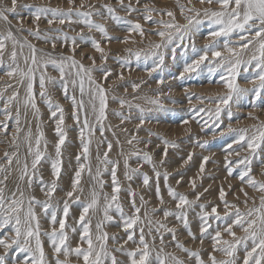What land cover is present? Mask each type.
Wrapping results in <instances>:
<instances>
[{
    "label": "snow or ice",
    "instance_id": "1",
    "mask_svg": "<svg viewBox=\"0 0 264 264\" xmlns=\"http://www.w3.org/2000/svg\"><path fill=\"white\" fill-rule=\"evenodd\" d=\"M120 8L125 9L129 14L138 11V9L132 7L131 4L125 5L124 0H116ZM139 0H137V3ZM201 4H218L219 10H213L212 8H204L201 12L200 9L188 8L187 11L191 15H185L187 23L181 25L173 22H165L163 20L156 21L151 18V15L145 14L143 19L147 23L162 25L163 30L155 31L151 34L157 35L161 38V42L153 45L155 49L170 48L172 52L173 60L178 47L185 49L191 48V52L197 57L193 59L191 63H186L183 72L180 73V78L183 79L186 73H194L198 69H201L202 65L206 66L209 73H219V80L216 83H222L227 89L225 95L216 96L215 98H204L195 96V99L200 100L203 103L204 99H208L210 102L215 103L216 107L213 112L211 109L195 108L190 109L195 113V116H200L201 113H209V119L213 120L211 126L207 121L201 125V131L211 132L214 136L219 131L220 135H224L225 132L234 134L232 143L227 145V155L225 156L226 169L229 175L232 174V165L237 164L243 167L241 170L239 179L241 183H246L250 188H253L261 193H264V183H261L253 178L251 175V159L250 157L256 154V150L264 145V124H261L260 128L255 130L252 136H248L246 133L248 129L239 128L234 129L229 123L226 130L222 129L221 114L226 111L229 120L232 118V112L230 110L231 102L239 100L245 95L253 94L254 99L252 101L255 106L256 100L264 102V0H199ZM72 8L67 11L59 8L43 7L38 5L20 4L18 0H10V4H0V22L5 26V30L0 32V68L5 66V57H7V70L4 75L10 79L16 80V89L11 92V95L5 97V93L8 89H12V84H7L4 89H0V134L4 137L9 135L8 128L9 122L15 121V131L12 135L11 144L19 149L21 142V115L23 108V114L26 116L29 109H31L33 117L38 121L37 134L33 137L31 128L23 136L24 143L27 144V155L24 162L21 164L19 159V152L15 151L9 154L5 151L3 159L6 161V165L0 163V229H5L10 226L14 235L7 239H0V247L5 252L8 249L15 247L20 253L23 254V264H49L46 259L43 246L41 244V226L36 212V208L40 209L41 214L48 219L51 230L44 234L48 236L52 246L53 254L55 256V264H71V257H75L78 264H186L185 260L180 259L173 253L165 252V234L171 236L172 242L175 247L181 252L185 253L189 260L195 259V264H205L201 259L198 251L185 247L178 238L177 232L174 228H168L164 223L160 221L148 222V232L144 231V227H139V236L136 237L137 227L144 223L141 219V206L136 204V193L128 189L130 197L131 215L126 214L124 207L119 202V193L121 191L120 182L117 176L118 161L111 160L109 153L112 150V142L104 140L106 129L104 126V120H106L107 109V95L106 89L103 85L95 80L92 76L93 71H99L102 73V79L106 82L112 72L106 67L107 55L104 53L100 42L95 39L91 40V46L96 52L101 53L102 63L99 68L95 67V60L93 59L92 67H85L79 63L74 55H65L60 53L54 55L52 52H45L43 49H37L35 45L24 41L21 43L13 31V25L10 17L15 18L18 22H22V17L18 13V9H29L32 22L36 24L35 30H29V35L35 37L38 40H43L45 43H51L53 52L56 49L57 41L60 40V36H50L47 33L42 34L39 29L38 21L41 18L47 20V23L51 26L58 22L64 25L66 22L72 23L71 17L73 12L76 17L81 18L79 23L83 24L89 31L95 30L101 34V36L108 41L113 39L118 40L120 43L127 44L130 41V36L126 35L123 39L118 37H111L107 33V29L102 25L95 23L92 19L94 15H104L107 13V18L123 23L127 26V32L137 33L141 37L145 35V30L139 22H132L130 20L122 19L116 15V9L108 4L100 5L103 11H84V4L80 5V8H75L74 0H68ZM89 8L95 9V5H89ZM182 14L185 9L183 5H179ZM155 9H149L145 6L144 12L151 13ZM166 14L169 17L174 16L171 11ZM203 15L207 18L210 26L209 36L212 40L206 44L203 49L198 50L195 42L191 44L186 43L192 39L193 35L198 31L199 26L204 23L200 17ZM51 17L50 19L48 17ZM215 28H212V26ZM25 29L18 28L16 32H23ZM48 31H54L60 33V29H49ZM237 35L239 37V44L236 46H229L228 37ZM224 37V48L228 51L229 56L225 57L221 51L217 50L218 38ZM80 40H85L83 35L79 36ZM65 45L69 40L75 46L77 37H69L66 34L63 36ZM177 40L180 41L176 44ZM9 42L11 43V49L9 50ZM19 44L22 50L25 46L30 50V55L24 57V67L19 65V57L23 56V52L17 51V45ZM176 45V47H173ZM258 45V47H257ZM252 46L255 49L252 52L250 59L243 60L242 54L249 50ZM237 48L240 51H237ZM128 58L120 59L122 67L128 66L131 58H134L137 62L143 60L145 63L149 59H154L153 65L148 71L149 77L157 69L163 71V65L165 56L157 51L143 52L133 51L131 48H126ZM40 53L39 58L37 53ZM74 54L75 47L72 48ZM203 54H200V53ZM209 53H211V59H209ZM181 55L186 56L187 52H182ZM92 59L91 57H89ZM59 73L58 78L50 77L47 75L48 68ZM243 68L245 72L251 69L254 73L249 83L252 84L251 88H241L237 83V77L240 70ZM66 69L68 71H66ZM37 73H39V100L43 102L49 112V119L54 121V134L55 140L53 142L54 155L47 153L48 142L44 140V133L40 129L41 110L37 103V93L34 91V82L37 80ZM69 77H72L69 80ZM85 78L88 83V95L89 104L91 105L93 115L95 116V123L89 120L84 102L85 95ZM123 79V74L120 77ZM79 87V93L81 99L77 101L75 95L69 96V87L75 90ZM163 79L157 81L158 85L163 84ZM59 84L65 100H71L72 104V119L79 129V151L75 155L77 167L73 171L71 177L70 187L63 197L56 199L58 191H62L59 188V181L64 173V149L68 145L67 125L65 122V109L59 102L53 100L50 94L49 85L53 88ZM23 86L24 97L21 98L19 87ZM140 87L139 84L133 83L132 88L135 92ZM159 91V88L157 89ZM187 94V93H186ZM189 100L193 98L192 95H188ZM113 99H117L113 97ZM99 101L97 107L96 101ZM175 103V101H173ZM119 103L123 107L126 103L125 100L120 99ZM149 103L158 105L157 111H166L162 106H159L158 100H151ZM223 106V107H222ZM128 107L131 109L132 105ZM140 112L139 120L140 125L146 122L144 116L145 110L136 106ZM148 111H152L149 109ZM81 113L84 114L83 120H81ZM115 115L121 117L123 120V114L120 112ZM195 118V117H193ZM188 123L187 120L184 121ZM138 125V129L139 126ZM99 131L101 137V143H106L107 150L103 152L101 156L99 153V144L97 145V166L95 173L90 163V148L93 142L96 131ZM151 135V133H150ZM34 141V143H33ZM44 141V148L41 149V142ZM139 142V141H138ZM129 144L132 140L128 141ZM208 141H196V146L205 148ZM233 144L237 145L239 149H243L247 145L248 155L240 157L239 151L233 149ZM164 155L167 156L168 147L175 148L176 144L169 141H164ZM235 153L237 159L235 161H229L228 156ZM130 155H134L138 160L142 159L145 163L152 164V157L147 153L133 152ZM27 157H31L29 164ZM193 157L192 153L188 154L187 163ZM208 157H203V161L207 162ZM50 162L51 168V180L45 181L41 168L45 162ZM204 162L200 164V172L203 173ZM15 163L20 175L18 177L19 183L15 190H9L7 182L10 179L11 168ZM70 163V161H69ZM161 164L164 160L160 161ZM102 166V167H101ZM124 176L127 180L131 181L133 177L140 173L139 168H129L128 157L124 158ZM87 169V174L95 183L91 186L87 197H85L84 188L82 186V174ZM110 170L111 174V194L103 193L105 187V181L101 178L105 172ZM153 171L157 178L160 177V173L156 171L153 164ZM143 177V185L148 187L150 180L147 174H141ZM165 183H167L168 175H164ZM179 184L180 181H177ZM21 185H24L22 187ZM39 186L44 198L39 199L34 194H31V189L34 186ZM193 188H195L194 182H192ZM97 187L100 191L97 190ZM207 191V189H205ZM243 191V189H241ZM168 195L175 201H177L175 211L163 210L165 218L174 216L176 220L181 221L185 229L189 228L188 212L187 209L194 206V201H189L187 197L174 191L172 188H168ZM156 196L163 203V198L160 194L159 186L156 188ZM101 197L103 198V205L101 206ZM247 197V193H245ZM219 198L224 205V214L221 216L218 213L217 207L212 206L211 210L206 209V205L200 204L201 210L199 237L195 236L191 230H188V236L193 240L199 239L203 244L206 237L211 238L212 251L222 253L226 259L217 260L215 255L209 254L208 261L210 264H238L236 260V253L241 246L244 248V256L242 264H264V195L261 196V203L259 208H251L247 212H241L240 209L234 205L229 204L225 199V192L223 189L219 192ZM200 199V195L196 196V200ZM144 204L143 197H141V205ZM247 204V199H245ZM76 205L79 208L78 217H73L74 224L68 223L71 216L72 206ZM234 209V211H231ZM157 211V210H153ZM103 213V219L99 220L95 224V233L92 231V219L97 213ZM118 215L119 220L117 226L122 228L126 239L121 243V238L117 235L109 236L106 231H103L106 223L110 224L114 220V216L111 213ZM147 216V213H145ZM234 217V219H233ZM226 223L223 232L230 236L231 240L222 238V233L219 230V224L213 229L212 221H221ZM231 220V223H227ZM233 227H238L244 233L243 236L237 237L233 231ZM69 229L71 232H79V243L72 247L69 243ZM214 231V234L210 231ZM155 232V235L153 234ZM146 236L152 238V244L150 245ZM159 238V247H156V239ZM111 240L116 247L109 248L108 241ZM34 241V246H33ZM131 242L135 245L132 249H127L125 246ZM249 242L251 247L249 249ZM86 245V247H84ZM114 253H120L127 259L122 262ZM63 255L64 259L59 257ZM4 257L0 256V264H3Z\"/></svg>",
    "mask_w": 264,
    "mask_h": 264
},
{
    "label": "rangeland",
    "instance_id": "2",
    "mask_svg": "<svg viewBox=\"0 0 264 264\" xmlns=\"http://www.w3.org/2000/svg\"><path fill=\"white\" fill-rule=\"evenodd\" d=\"M8 1L9 0H5V1L1 0V2L5 3V4H8ZM168 1L169 0H139V2L137 3V0H124L125 5L131 4L132 7L138 9V11L132 12L131 14H129L125 9H122L119 7L116 0H74V6L77 9L80 8L81 4H84L85 5V7L83 9L84 11H103L100 8V5L108 4V5H111L112 7H114L116 9V15L120 16L122 19L130 20L132 22H139L145 30V35L143 37H141L137 33L129 34L127 32V26L125 24L118 23V22L112 20L111 18H107V13H104V15H102V16L94 15L92 17V19L95 23L102 24L107 29V33L109 36L118 37L120 39H123L126 35L130 36V41H134V43H132V42L127 43L126 48H131L133 51H141L142 50L143 52L157 51V52L162 53L165 56L164 65L162 66L163 71H160L159 69H157L155 72L152 73L151 77H149V74L147 73L148 71L146 69H150L152 67L155 58L149 59L146 63L143 60L137 62L134 58H131L128 66L122 67L118 58H120V59L128 58V53L125 51L126 48L118 49V48L112 47L111 46L112 44H114V43L118 44L120 42H118V40H116V39H113L111 41L105 40L99 32H97L95 30L89 31L83 24L79 23V20L81 18L76 17L74 12H73V15L71 17L72 23H65L64 25L60 26L61 24L59 25V23L56 22L50 26V25H48L46 19H45L46 22L42 23V25H43L42 27L45 28V29L40 30V32L42 34L47 33L50 36L59 35L61 37L60 40L57 41V46H56L57 50H55L56 52H53L51 43H45L43 40H38L35 37L29 35V30H32V29L27 28V26H30L28 24H25L26 25V26H24L25 28L22 27L25 29V31H23V35H24L25 39L24 40H22L20 38H19L20 40L18 38L17 39L21 43H23L24 41H27L28 43H31L32 45H35L37 47H40V45H41L40 48H42V49L44 48V49H46L47 52H52L53 54H57V55L60 53H64L65 55H74L75 54L74 58L76 60L79 59L78 62L83 64L86 68L93 66V59L95 60V67L96 68H99L102 63H105L104 61H102L101 53L96 52L95 49L92 48L91 40L95 39L96 41L100 42L101 47L103 46V50L106 48L104 51V53L108 57V59H107L108 62L106 61V67L111 70L112 75L110 76V78L106 82L102 79V73H100L99 71H93L92 76L95 80L100 82L103 85V87L107 90L106 91V95H107L106 116H107V118H106V120H104L103 123H104V126L106 129L109 128L112 131L106 130L103 139L106 141L112 142L113 147H112L111 152L109 153V158L111 160L118 161V164H119L118 169H117V176H118V179L120 182V187H121V191L119 193V202L121 203L122 206L124 205L123 207H124L125 212L128 211V212H126V214L131 215L130 197L128 194V189L131 188V190L136 193V197H135L136 204H137V206H141L140 216H141V219L144 221L143 224H141L137 227V231H136L137 239L139 236V227H144V231L147 234L149 220H151L153 222V227L156 226L155 225L156 221H160V222L164 223L168 228L176 229L178 240L182 244H184L185 247H188V248L192 249L193 251H198L200 253L201 259L205 262V264H210V262L208 261L209 254H212V255L216 254L215 257L217 260L226 259V257L222 253L212 251V241H211L210 236L206 237L204 239L203 243L205 245L201 244L199 239L193 241L188 236V230L190 229L191 232L195 236L199 237V226L201 223L200 218H199V215L201 212L199 205L200 204L206 205V209L208 211L211 210L212 206H216L218 213L221 216H223L225 209H224L223 203H221L220 198H219V192L221 189H223L225 192V199L228 201L229 204L236 205L240 209L241 212L242 211L247 212L249 209H251L253 207H255V208L260 207V203H261L260 198L262 195H264V193H261L255 189H253V188H250L246 183H241V181L239 179L240 172H241V170H243V167L241 165L233 164L232 165V174L229 175V173L226 169V166H225L226 165L225 156L227 155V152H226L227 145L232 143V141L234 139V134H229V133L225 132L224 135H220L219 131L217 132V134L215 136L211 132H207V134H205V132L207 130L201 131V125L204 123V121H207L209 126H211L213 124V120H210L208 118L209 113H201L200 116H195V113L190 111V109H192L193 107H195V108L203 107L205 109H211L214 112L215 107H216L215 103L210 102L208 99H204L203 103H201L200 100L195 99V96H200V97H204V98H209V97L215 98L216 96L225 95L227 92V89H225L224 85L222 83H216L215 82V81L219 80V73H209L207 67L202 65L201 69H198L194 73H186L185 77L183 79H181L180 73L183 72L185 64L186 63L190 64L191 61L193 59H196L197 57L191 52L190 47L187 49H185L183 47H178L177 51H176V55H175V60H173L172 52H171L170 48L155 49L153 47V45L160 43L161 38L159 36L153 35L151 33L158 31V30H163L162 25L147 23L143 19V16L145 14H148V15H151V18L153 20H156V21L163 20L165 22H173L176 24L183 25V24L187 23V21L185 20V15H191L187 11L188 8L200 9L201 12L204 8H212L213 10L218 11L220 6L218 4H212V5H208L206 3L201 4L199 2V0H170L171 1L170 3L172 5L170 4L168 6L167 4H165ZM18 2L20 4L38 5V6H43V7L51 6L50 8L56 7L59 9L62 8V10H65V11H67L69 8L73 7V5H70V4H68V5L63 4L62 5V3L59 4V3H56L57 1L54 2L53 0L52 1L51 0H40V1L39 0H18ZM161 3H164V4H161ZM89 5H95V9L89 8L88 7ZM179 5L184 6L185 11L183 14L181 12V8L179 7ZM145 6H147L149 9H155V11H153L151 13H145L144 12ZM168 11H171L173 13L174 20H173V17H169L166 14H161L162 12L166 13ZM18 13L19 14L21 13L23 16L29 17L30 10L29 9H18ZM48 18L50 19L51 17L49 16ZM200 18L202 20H204V23H202L199 26L198 31L193 35L192 39L189 41H186V43H188V44H191V42L194 41L196 48L198 50L203 49V47L212 40V38L208 35L209 31L211 29H210V26L208 24L207 18H205L203 15H201ZM56 24L58 27L56 26ZM67 25H70V26H67ZM50 28L51 29H60L61 31H60V33H57L54 31H47ZM212 28H215V26L213 25ZM69 30L71 32L74 31V33L73 32L71 33ZM67 32L70 34H68ZM65 34L69 37H77V41H76L75 46L72 44L71 40H69L67 42V44L65 45V42L63 40V36ZM80 35H83L84 37H86V39L80 40L79 39ZM26 36H27V38H26ZM224 39H225L224 37L218 38L217 50L221 51L222 55H224L225 57H228L229 53L224 48ZM227 39L229 40V46L230 47L236 46L240 42L239 37L237 35H232V36L228 37ZM179 43H180V41L177 40L176 44H179ZM10 44L11 43L9 42V45ZM42 44L44 46H42ZM45 44H47V45H45ZM9 45H8V47L10 50L11 46H9ZM18 46H19V44H18ZM106 46H108V47H106ZM73 47H75L74 54H73L72 49H71ZM173 47H176V45H173ZM257 47H258V45H257ZM24 48H25V50L24 49L22 50L23 56L19 57V60H18V62L20 63V66H22L21 68L24 67V60H23L24 57L27 55L28 56L30 55V50L26 46ZM64 50H65V52H64ZM254 50L255 49H253L252 46H250L249 50L247 51L248 53H246V55L244 53L242 54L243 55L242 59L245 61L250 59L252 52ZM84 51H85V53H84ZM237 51H240V49L237 48ZM67 52H69V53H67ZM182 52H187V55L186 56L181 55ZM70 53H72V54H70ZM90 53H92V54H90ZM25 54H27V55H25ZM39 54L40 53L38 52L37 53L38 58H39ZM200 54H203V53L201 52ZM91 55L93 57L95 56V58L92 57V59H90L89 57ZM6 58L7 57H5V60H6L5 66L8 63ZM82 58H83V61H82ZM209 59H211V53H209ZM20 60H22V61H20ZM5 66L3 67V69L0 68V89H4L7 84H12L13 88L8 89L7 92L5 93V95L6 94L11 95V92L16 89V80L15 79L11 80L9 77L4 75V72L7 70L6 69L7 67H5ZM50 68L51 67H49L47 70V75L50 77L58 78L59 75H56V74H59V73L57 71L55 72L52 68L51 69ZM4 69H6V70H4ZM66 71H68V70L66 69ZM121 73L123 74L122 80L119 78ZM54 74H55V76H53ZM253 75H254V73L251 69H249V71L245 72L242 68L239 72V76L237 77L238 85L240 84L239 86L241 88H251L252 84L249 83V81L251 80ZM38 76H39V73H37V80L34 82V88H35L34 91L37 93V103H38V107L41 110V119H40L41 122L39 121L40 129L44 133V136H45L44 140H46L47 142L49 141L48 142V148H47V153H48V149L51 146H53V142L55 140V134H54L55 123H54V121L49 119L48 109L43 104V102L39 100L40 89H39ZM70 78H72V77H69V80H70ZM160 79H163L164 83L161 85H158L157 81ZM133 83L139 84L141 88L139 87L134 92L133 88H132ZM208 85L211 86V89L205 88L203 90H200V92L197 90V87L201 88L203 86H208ZM219 85L220 86L222 85V87H220ZM88 87L89 86L87 84V79L85 78V95H84L83 99L85 101V106H86L88 118L90 121L95 123V116L93 115L91 105L89 104ZM48 88H49L50 94L53 97V100L56 102H59L61 104V106L65 109L64 115H65V122L67 125L66 130H67V135H68V145L64 149L65 164H64V173H63V176L61 178V180H64V181H59V185H60L59 188L64 190V191H62V192L58 191L56 194V199H60L61 197L64 196L67 189L69 190V186H70L69 182H71V177L73 175V171L77 167L74 157L77 154V152L79 151V143H80V141H79V129H78V126L73 121L72 116H71V113H72L71 100H65L64 99V96H63V93L61 91L59 84H57L55 86V88H53L52 85H49ZM78 88H79L78 82H77V88L75 90H73L71 85H70L69 96L75 95L77 101L79 102V100L81 99V96L79 94ZM158 88H159V91H157ZM221 89L223 92L221 91ZM18 90L20 92L21 98H23L24 97V91H25L24 87L20 86ZM215 90L217 93L215 92ZM115 91H117V92H115ZM211 91H212V93H211ZM109 92H111V93H109ZM8 93H10V94H8ZM115 93H117V94H115ZM189 94L193 96L191 101L188 98ZM111 95L116 97L117 99H113V97ZM143 97L147 100V102ZM132 98H134V99H132ZM120 99H123L126 101V103L123 107H121V105L119 103ZM253 99H254L253 94H248V95L243 96L239 100H234L233 102H231L230 110L232 112V118H231V120H229L227 112L226 111L222 112V114H221L222 129L226 130L229 123H231V126L234 129H239V128L248 129V132L246 134L249 137L252 136L254 131L259 129L261 124H264V102H262L261 100H256L255 106H253V103H252ZM151 100H158L159 106H162L163 109H166V111H157L156 109H157L158 105H154V104L149 103V101H151ZM142 101H143L144 105H143ZM173 101H175V103ZM96 104L98 107L99 106L98 100L96 101ZM129 104L132 105L131 109L128 107ZM137 105L140 108H143L145 110L144 116L146 118V122L143 125L139 124L140 120H138V119L140 116V112L136 107ZM232 105L235 106L236 108L235 107L233 108ZM0 107H2V105H0ZM149 109H152V111H148ZM21 111H22V115H21L22 132L20 134L21 135L20 147H19V149H17L11 144L12 135L15 131V124H14L15 121L13 120V121L9 122V128H8L9 135L6 137L8 139L4 140L5 137L2 134H0V138L4 137L3 140H0V141H2V142H0V145H1L0 146V157L4 156L5 151H8L9 154H11L12 152L18 151L19 152V159H20L21 164H22L26 158V155H27V151H26L27 150V147H26L27 144L24 143L23 136L27 133L28 129L31 128L32 134L34 135L33 137H35V135L37 134V127L36 126H37L38 121L35 118H33V115H32V112L30 109L28 110L26 116L23 114V112H24L23 108L21 109ZM117 112H120L123 114V117H124L123 120L121 119V117L115 115V113H117ZM156 114H158V115H156ZM154 115H155V117H154ZM23 116H25V117H23ZM27 116L28 117L30 116L31 118H28ZM153 117H154V119H153ZM193 117H195V118H193ZM25 118H26V120H25ZM32 118L34 120H32ZM83 118H84V115H83V113H81V120H83ZM158 118H161V119L163 118V119L161 120ZM0 119H2V116L0 117ZM28 119L31 121H27ZM185 120H187L188 123L191 125V127H192L191 130L184 131V133L182 132V134L178 133L177 135H174V136L167 133V131L165 130V129H168V127H165V126L178 127L182 124H185L184 123ZM129 121H131L132 124H134V125H132L131 122H129ZM156 124H158V125H156ZM164 124H165V126H162ZM119 125H120V127H119ZM137 125H140L139 129H138ZM159 125H161L160 128L158 127ZM11 126H14V127H11ZM142 129H144V131ZM147 129H150V130H147ZM125 130H126V132H125ZM127 130H129V131H127ZM138 130H140L141 132H139ZM146 130H147V132H146ZM180 130L181 129H179L178 131H180ZM136 131H137V133H136ZM128 132L130 135H128ZM150 133H151V135H150ZM144 134H146V135H144ZM123 135L125 136L124 139L122 137ZM170 135H171V137H170ZM162 137H164V139ZM96 138H98V139H96ZM150 139H152V140H150ZM165 139L167 141H169L170 144L172 142H174L176 144L175 148H172L170 146L168 147L167 156L164 155V150H163L165 148V145H164ZM129 140H132L131 144L128 143ZM196 141H201V142L208 141V144L205 148L202 149V148L196 146ZM33 143H34V141H33ZM41 143H42L41 146L44 148V141H42ZM100 143H101V137H100L99 131L97 130L95 133V136L93 138L91 148H90V151H91L90 152V163H91V166L93 169V173H95V169L97 166V162H96L97 161L96 156H97V150H98L97 145L99 144V153L101 156L103 155V152L107 150L106 143H101V144ZM148 145H149V148L147 147L145 149L144 147H146ZM151 145H153V146H151ZM139 146H140V148H139ZM150 147H153V148L151 149ZM233 149H236L237 151H239L241 158L244 157L245 155H248L247 145H245L243 149H239L237 147V145L233 144ZM137 150L139 153H141V155L143 153L147 152L150 156H151V150L155 151V155H157L156 156L157 159H155L156 163H155V161H152V163L155 165L156 171H158L160 173L159 178H157L155 176V173L153 171V164L150 165L148 163H145L142 159L138 160L137 157L134 155H131V157H130V154L133 152H137ZM159 150H160V152H159ZM189 153H192L193 157L191 160H189L187 163H185V160H187ZM125 157H128L130 169H133V168H139L140 169V173L136 174L131 181L127 180L124 176L125 168H124V162L123 161H124ZM203 157H208L209 158L208 161L204 162ZM27 159H28V162L29 161L31 162V157H27ZM67 159H69V160H67ZM130 159H132V160L130 161ZM160 159L164 160L163 164L160 163V161H161ZM227 159L229 161H235L237 159V156L234 153L233 155L228 156ZM250 159H251V169H252L251 175L253 176V178L255 180L264 183V181H263L264 180V172H263L264 168H262V167H264V145H262L260 148H258L256 150V154L254 156L250 157ZM69 161H70V163H69ZM30 162H29V164H30ZM202 162H204V168H205L203 173H201L199 170L200 164ZM0 163L6 165V161L3 159V157L0 158ZM181 163H182V165H181ZM15 165L16 164L13 163L12 168H11V174H10V179L12 181H14V184L8 186L9 190H15L17 183H19L18 177L20 175V172H19L18 166L17 165L15 166ZM192 170H193V172L191 173ZM41 171L43 173V177H44L45 181H50L51 180L50 162L46 161L43 164ZM83 174H82V177H83L82 178V184H84V185H82V186L84 188V191L86 190L85 196L87 197L88 191H90V189H91L90 186H92L95 183V181H92L89 178V176L87 174V169H85ZM141 174H147L148 175L149 180H150V184L148 187H145L143 185V177ZM165 174L168 175V180H170V178H171L170 181L167 180L168 181L167 185H165L166 183L164 180ZM186 174H188V175H186ZM169 175H170V178H169ZM257 175H260L261 177L257 176ZM0 176H2V174H0ZM85 176H88V177L86 178ZM101 178L105 181V187H106V188L105 187L103 188V190H102L103 193L105 191L106 194L110 195L111 194L110 193L111 192L110 170L108 172H105ZM193 178H194V180H193ZM196 178L198 181H196ZM188 179L190 180V182ZM187 180L189 183L187 182ZM260 180H262V181H260ZM177 181H180V183L178 184ZM67 182H68V184H67ZM192 182H194L195 188H193ZM87 183H89L88 184L89 186L87 185ZM66 184L69 186H67ZM157 185L159 186L161 196L163 195L162 196L163 203H161L160 200L156 196ZM169 186L174 191L185 195L189 201L195 202L193 207L187 209L188 222H189V228L188 229H185L183 227L182 222L176 220V218L174 216H170L168 218L164 217V214H163L164 209L165 210L170 209L171 211L176 210L175 205H176L177 201L173 200L168 195ZM10 187H12V188H10ZM22 187H24V185ZM244 187L245 188L247 187V189H249V191H251V192L246 191L248 194H247V197H245L246 192L244 191V192H242L241 196L239 197V195H240L239 192H241L240 190L243 189ZM205 189H207V191H205ZM31 190H30L31 194H34L37 198H39V199L44 198V196L41 193L38 185L34 186L33 189H31ZM97 190L100 191V189L98 187H97ZM250 193L252 195H250ZM198 194L200 195V199L196 200V196ZM153 195L156 197L153 198ZM142 196L144 198V204L143 205H141V197ZM250 196H251V198H250ZM147 198H148V200H147ZM244 198L247 199V204H245ZM158 200H159V202H158ZM101 205H103V198L102 197H101ZM125 205H126V207H125ZM72 207L73 208L71 211V216L69 217V220H68V223L70 225L74 224L73 217H78V215H79V208L76 205H73ZM35 210L37 212V215H38V218L40 221V226H41L40 240H41V244L43 246L44 252H46L45 253L46 259L48 260L49 264H55V256L53 254L51 243L49 241L48 236L44 234L45 232L51 230L50 224L48 222V219L45 218L41 214L39 208H36ZM153 210H157V211H153ZM231 211H234V209H232ZM100 213L103 214L102 212H100ZM100 213H97L95 216H93V219H92V231H93V233H95V224L99 220L103 219V215H100ZM145 213H147V216H145ZM111 214L114 216V220L110 224L106 223L104 225L103 231H106L109 234V236H112V235L119 236L121 238V243H123V240L126 239V236H125L122 228L117 226V222L119 220V217L114 212ZM94 219L96 222L93 221ZM233 219H234V217H233ZM227 223H231V220H228ZM217 224H219V230L222 233V238L226 239V240H231L232 238L230 236H226L227 234L223 232L224 227L227 226L226 223L223 220H221L219 222L212 221L213 229L216 228ZM210 231L212 232V234H214V231H212V230H210ZM233 231L236 233V235H238L237 237H240V235L241 236L244 235L243 232H241V229H239L238 227H235V228L233 227ZM68 234L70 236L69 237L70 246L75 247L79 243V240H80L79 232L73 233L69 229ZM153 234L155 235V232ZM13 235H14V233L12 232L10 226L6 227L5 229H0V239H7V238L12 237ZM146 238H147L149 244L151 245L152 244V238L150 236H146ZM164 241H165V252L173 253L174 255L178 256L180 259L185 260L186 264H195L194 258L189 260L185 253L181 252L179 249H177L175 247V244L172 242L170 235L165 234ZM155 243H156V247L158 248L159 247V238L158 237H157ZM33 246H34V241H33ZM108 246H109V248L116 247V245H114L111 240L108 241ZM84 247H86V245H84ZM125 247L130 250V249L134 248L135 245H133L131 242H129V244H127ZM250 247H251V244L249 242V249H250ZM2 249H0V256L4 257L3 264H23L24 256L15 247L8 249L7 252H5V250H2ZM114 254L122 262H125L127 259L125 256L121 255L120 253H114ZM243 256H244V248H243V246H241L236 253V260L238 261V264H242ZM59 258H62V255ZM70 259H71V264H78V262L74 256L71 257Z\"/></svg>",
    "mask_w": 264,
    "mask_h": 264
},
{
    "label": "bare ground",
    "instance_id": "3",
    "mask_svg": "<svg viewBox=\"0 0 264 264\" xmlns=\"http://www.w3.org/2000/svg\"><path fill=\"white\" fill-rule=\"evenodd\" d=\"M5 1V0H4ZM40 1V0H39ZM52 1V0H51ZM54 2H56V3H62V5L63 4H65V5H68L69 3H68V0H53ZM32 2V1H31ZM158 2V1H157ZM171 1L169 0L168 2H166L165 4H167L168 6L171 4L170 3ZM0 4H5V3H3V2H1V0H0ZM8 4H10V0L8 1ZM54 4V3H53ZM58 4V5H59ZM161 4H164V3H161ZM51 5V4H50ZM166 5V6H167ZM172 5V4H171ZM56 6V5H55ZM70 6V5H69ZM49 7H51V6H49ZM171 7V6H170ZM56 8V7H55ZM165 8V7H164ZM62 9V8H61ZM64 9V8H63ZM21 17H22V22H18V20L17 19H15V18H12V17H10V20H11V22H12V25H13V31H14V33H15V35L17 36V38L19 39H22V40H24L25 38H24V35H23V32H16V29H18V28H21V27H24V26H26L25 24H28V25H30V26H27V28H31L32 30H35V28H36V24H34L33 22H32V18H31V14H29V17H27V16H23L21 13L19 14ZM30 18V19H29ZM100 18V17H99ZM101 20V19H100ZM44 22H46L45 21V19H43V18H41V20L40 21H38L37 23H38V25H39V29L41 30V29H45V28H43L42 26V23H44ZM58 23V22H57ZM66 23H68V22H66ZM49 25V24H48ZM60 25V24H59ZM56 26H57V24H56ZM55 26V27H56ZM60 26H62V25H60ZM59 26V27H60ZM67 26H70V25H67ZM66 26V27H67ZM45 27V26H44ZM58 27V26H57ZM25 28V27H24ZM23 28V29H24ZM47 28V27H46ZM52 28V27H51ZM73 29V28H72ZM75 29V28H74ZM5 30V26L3 25V23L2 22H0V32H3ZM65 30V29H64ZM68 30V29H67ZM48 31V30H47ZM70 31V30H69ZM68 31V32H69ZM76 31V30H75ZM67 32V33H68ZM71 32V31H70ZM73 33H74V31H72ZM71 32V33H72ZM68 34H70V33H68ZM83 34V33H82ZM73 35V34H72ZM28 36V35H27ZM27 36H26V38H27ZM125 36V35H124ZM19 39V40H20ZM63 41V40H62ZM32 42V41H31ZM35 43V42H34ZM111 43V42H110ZM40 45V44H39ZM45 45H47V44H45ZM9 46H11V44L9 45ZM42 46H44L43 44H42ZM112 47H115V48H118V49H121V48H126L127 46H126V44H124V43H118V44H116V43H114V44H112L111 45ZM37 49H42V48H40L41 47V45H40V47H37V46H35ZM72 47V46H71ZM106 47H108V46H106ZM11 48V47H10ZM51 48V47H50ZM58 48V47H57ZM62 48V47H61ZM102 48H103V46H102ZM24 50H25V48H23ZM22 49V50H23ZM48 49V48H47ZM72 49V48H71ZM106 49V48H105ZM105 49H104V51H105ZM21 49H20V47L17 45V51L18 52H20V51H22ZM43 50L45 51V52H47L46 51V49H44L43 48ZM50 50V49H49ZM55 50H57V49H55ZM61 50V49H60ZM29 51V50H28ZM59 51V50H58ZM83 51V50H82ZM54 52H56V51H54ZM64 52H65V50H64ZM71 52V51H70ZM67 53H69V52H67ZM84 53H85V51H84ZM246 53H248V52H245L244 54L246 55ZM70 54H72V53H70ZM77 54V53H76ZM90 54H92V53H90ZM25 55H27V54H25ZM40 55V54H39ZM54 55H57V54H54ZM75 55V54H74ZM100 55V54H99ZM28 56V55H27ZM83 56V55H82ZM243 56V55H242ZM75 57V56H74ZM85 57V56H84ZM91 58L93 57L92 55L90 56ZM245 57V56H244ZM79 58V57H78ZM81 58V57H80ZM93 58H95V56L93 57ZM7 59V58H6ZM23 59V58H22ZM24 60V59H23ZM6 61V60H5ZM20 61H22V60H20ZM77 61H79V59L77 60ZM82 61H83V58H82ZM108 62V61H107ZM23 63V62H22ZM19 65H20V63H19ZM6 67V66H5ZM20 67H22V66H20ZM145 68V67H144ZM2 69H3V67H2ZM7 69V68H6ZM6 69H4V70H6ZM51 69V68H50ZM146 69V68H145ZM144 70V69H143ZM3 71V70H2ZM55 71V70H54ZM56 72V71H55ZM134 72V71H133ZM50 73V72H49ZM148 73V72H147ZM93 74V73H92ZM56 75H59V74H56ZM130 75V74H129ZM144 75V74H143ZM52 76V75H51ZM53 76H55V74L53 75ZM96 76V75H95ZM98 76V75H97ZM163 78V77H162ZM71 79V78H70ZM12 80V79H11ZM118 80V79H117ZM10 81V80H9ZM88 84V83H87ZM242 84V83H241ZM240 85V84H239ZM243 85V84H242ZM220 86V85H219ZM218 87V86H217ZM220 87H222V85L220 86ZM245 87V86H244ZM77 88V87H76ZM141 88V87H140ZM174 88V87H173ZM205 88H209V89H211V86H203V87H197V90L200 92V90H203V89H205ZM35 89V88H34ZM79 89V88H78ZM171 89V88H170ZM175 89V88H174ZM224 89V88H223ZM226 89V88H225ZM119 90V89H118ZM176 90V89H175ZM218 91V90H217ZM220 91V90H219ZM221 91H222V89H221ZM78 92V91H77ZM115 92H117V91H115ZM204 92V91H203ZM215 92H216V90H215ZM223 92V91H222ZM109 93H111V92H109ZM121 93V92H120ZM131 93V92H130ZM129 93V94H130ZM211 93H212V91H211ZM214 93V92H213ZM217 93V92H216ZM215 93V94H216ZM225 93V92H224ZM8 94H10V93H8ZM80 94V93H79ZM113 94V93H112ZM115 94H117V93H115ZM132 94V93H131ZM219 94V93H218ZM7 95V94H6ZM5 95V96H6ZM59 95V94H58ZM120 95V94H119ZM220 95V94H219ZM8 96V95H7ZM6 96V97H7ZM112 96V95H111ZM112 97H114V96H112ZM121 97V96H120ZM130 97V96H129ZM124 98V97H123ZM144 98V97H143ZM132 99H134V98H132ZM145 99V98H144ZM136 100V99H135ZM140 100V99H139ZM146 100V99H145ZM182 100V99H181ZM85 102V101H84ZM111 102V101H110ZM146 102H147V100H146ZM142 103H143V101H142ZM238 103V102H237ZM64 104V103H63ZM128 104V103H127ZM142 105V104H141ZM140 105V106H141ZM143 105H144V103H143ZM234 105V104H233ZM232 105V106H233ZM146 106V105H145ZM153 106V105H152ZM156 107V106H155ZM235 106H233V108H234ZM154 108V107H153ZM236 108V107H235ZM156 109V108H155ZM31 110V109H30ZM110 110V109H109ZM84 115V114H83ZM144 115H145V113H144ZM156 115H158V114H156ZM135 116V115H134ZM1 117V116H0ZM23 117H25V116H23ZM28 117V116H27ZM132 117V116H131ZM130 117V118H131ZM154 117H155V115H154ZM154 117H153V119H154ZM28 118H31L30 116L28 117ZM34 118V117H33ZM32 118V120H34ZM157 118V117H156ZM138 119V118H137ZM158 119H161V118H158ZM163 119V118H162ZM161 119V120H162ZM25 120H26V118H25ZM24 120V121H25ZM139 120V119H138ZM156 120V119H155ZM27 121H31V120H27ZM157 121V120H156ZM26 122V121H25ZM41 122V121H40ZM129 122H131V121H129ZM13 123V122H12ZM15 124V123H14ZM26 124V123H25ZM126 124V123H125ZM131 124H132V122H131ZM140 124V123H139ZM147 124V123H146ZM166 124V123H165ZM165 124L164 125H162V126H165ZM13 125V124H12ZM42 125V124H41ZM132 125H134V124H132ZM156 125H158V124H156ZM43 126V125H42ZM138 126V125H137ZM160 126L161 125H159L158 127L160 128ZM11 127H14V126H11ZM37 127V126H36ZM35 127V128H36ZM113 127V126H112ZM119 127H120V125H119ZM136 127V126H135ZM149 127V126H148ZM165 127H168V129H165L166 131H167V133H169V134H171L172 136H174V135H177L178 133H181L182 134V132L184 133V131H187V130H191L192 129V127H191V125L189 124V123H187V124H182V125H180V126H178V127H169V126H165ZM44 128V127H43ZM142 128V127H141ZM157 128V127H156ZM45 129V128H44ZM109 129V128H108ZM124 129V128H123ZM128 129V128H127ZM163 129V128H162ZM179 129H181L180 131H178ZM114 130V129H113ZM143 131H144V129H142ZM147 130H150V129H147ZM147 130H146V132H147ZM112 131V130H111ZM127 131H129V130H127ZM139 132H141L140 130H138ZM154 131V130H153ZM158 131V130H157ZM178 131V132H177ZM36 132V131H35ZM47 132V131H46ZM125 132H126V130H125ZM151 132V131H150ZM122 133V132H121ZM136 133H137V131H136ZM144 133V132H143ZM158 133V132H157ZM133 134V133H132ZM139 134V133H138ZM154 134V133H153ZM163 134V133H162ZM122 135V134H121ZM125 135V134H124ZM122 136L123 137V139H124V137L126 136ZM128 135H130L129 134V132H128ZM144 135H146V134H144ZM158 135V134H157ZM171 135H170V137H171ZM34 136V135H33ZM45 137V136H44ZM165 137V136H164ZM164 137H162L163 139H164ZM169 137V136H168ZM137 138V137H136ZM174 138V137H173ZM4 139V137H1L0 138V140H3ZM8 138H6L5 137V139L4 140H7ZM50 139V138H49ZM48 139V140H49ZM96 139H98V138H96ZM170 139V138H169ZM128 140V139H127ZM150 140H152V139H150ZM166 140V139H165ZM0 142H2V141H0ZM49 142V141H48ZM26 144V143H25ZM42 144V143H41ZM52 144V143H51ZM101 144V143H100ZM124 144V143H123ZM127 144V143H126ZM139 144V143H138ZM146 145V144H145ZM1 146V145H0ZM137 146V145H136ZM151 146H153V145H151ZM24 147V146H23ZM26 147H27V145H26ZM25 147V148H26ZM42 147V146H41ZM131 147V146H130ZM149 148V145L148 146H146V147H144L145 149L146 148ZM43 148V147H42ZM41 148V149H42ZM122 148V147H121ZM127 148V147H126ZM139 148H140V146H139ZM151 149L153 148V147H150ZM143 149V148H142ZM43 150V149H42ZM92 150V149H91ZM134 150V149H133ZM164 150V149H163ZM27 151V150H26ZM138 151V150H137ZM11 152V151H10ZM25 152V151H24ZM91 152V151H90ZM159 152H160V150H159ZM158 152V153H159ZM204 152V151H203ZM26 154V153H25ZM48 154L49 155H54V148H53V146H51L49 149H48ZM157 154V153H156ZM205 155V154H204ZM71 156V155H70ZM156 156L157 155H155V151H153V150H151V157H152V161H155V159H157L156 158ZM163 156V155H162ZM209 156V155H208ZM3 157V156H2ZM2 157H0V158H2ZM92 157V156H91ZM130 157H131V155H130ZM67 160H69V159H67ZM132 159H130V161H131ZM161 160V159H160ZM122 161V160H121ZM30 162V161H29ZM97 162V161H96ZM124 162V161H123ZM74 163V162H73ZM155 163H156V161H155ZM133 164V163H132ZM153 164V163H152ZM158 164V163H157ZM222 164V163H221ZM151 165V164H150ZM159 165V164H158ZM173 165V164H172ZM181 165H182V163H181ZM16 166V165H15ZM67 166V165H66ZM73 166V165H72ZM71 166V167H72ZM187 166V165H186ZM169 168V167H168ZM194 168V167H193ZM192 168V169H193ZM262 168H264V167H262ZM195 169V168H194ZM67 170V169H66ZM50 171V170H49ZM73 171V170H72ZM167 171V170H166ZM169 171V170H168ZM189 171V170H188ZM193 172V170L191 171V173ZM199 172V171H198ZM263 172H264V170H263ZM190 174V173H189ZM84 175V174H83ZM186 175H188V174H186ZM196 175V174H195ZM69 176V175H68ZM67 176V177H68ZM156 176V175H155ZM257 176H260V175H257ZM86 178L88 177V176H85ZM187 177V176H186ZM194 177V176H193ZM198 177V176H197ZM200 177V176H199ZM261 177V176H260ZM259 177V178H260ZM83 178V177H82ZM169 178H170V175H169ZM192 178V177H191ZM170 180H171V178H170ZM170 180H168V181H170ZM173 180V179H172ZM189 180V179H188ZM188 180H187V182H188ZM193 180H194V178H193ZM259 180V179H258ZM60 181H64V180H60ZM167 181V182H168ZM196 181H198L197 180V178H196ZM260 181H262V180H260ZM264 181V180H263ZM13 182V183H12ZM89 182V181H88ZM189 182H190V180H189ZM188 182V183H189ZM64 183V182H63ZM70 183V182H69ZM85 183V182H84ZM262 183V182H261ZM7 184H8V186L9 185H13L14 184V181H12L11 179H9V181L7 182ZM62 184V183H61ZM67 184H68V182H67ZM66 184V185H67ZM89 183H87V185H88ZM65 185V186H66ZM70 185V184H69ZM69 185H67V186H69ZM82 185H84V184H82ZM86 185V186H87ZM165 185H167V183L165 184ZM23 186V185H22ZM63 186V185H62ZM89 186V185H88ZM13 187V186H12ZM12 187H10V188H12ZM59 187H60V185H59ZM70 187V186H69ZM91 187V186H90ZM170 187V186H169ZM68 188V187H67ZM106 188V187H105ZM126 188V187H125ZM133 188V187H132ZM171 188V187H170ZM65 189V188H64ZM68 190V189H67ZM32 191V190H31ZM62 191H64V190H62ZM61 191V192H62ZM86 191V190H85ZM84 191V192H85ZM124 191V190H123ZM126 191V190H125ZM165 191V190H164ZM241 191V190H240ZM251 192V191H249V189H247V187L245 188H243V191H241V192H239V197L241 196V194H242V192ZM89 192V191H88ZM166 192V191H165ZM164 192V193H165ZM246 192V193H247ZM38 193V192H37ZM104 193H105V191H104ZM111 193V192H110ZM256 193V192H255ZM85 194H86V192H85ZM248 194V193H247ZM141 195V194H140ZM250 195H252L251 193H250ZM163 196V195H162ZM86 197V196H85ZM143 197V196H142ZM154 197H156V196H154L153 195V198ZM124 198V197H123ZM139 198V197H138ZM250 198H251V196H250ZM253 198V197H252ZM245 199V198H244ZM255 199V198H254ZM123 200V199H122ZM143 200H144V198H143ZM147 200H148V198H147ZM154 200V199H153ZM150 201V200H149ZM158 202H159V200H158ZM167 202V201H166ZM139 205V204H138ZM102 206V205H101ZM124 206V205H123ZM147 206V205H146ZM153 206V205H152ZM151 206V207H152ZM125 207H126V205H125ZM156 207V206H155ZM73 208V207H72ZM153 209V208H152ZM165 210V209H164ZM168 210H170V209H168ZM126 212H128V211H126ZM243 212V211H242ZM100 215H103V214H101L100 213ZM153 218V217H152ZM96 219V218H95ZM95 219L93 220V221H95ZM96 222V221H95ZM108 226V225H107ZM235 228V227H234ZM242 232V231H241ZM240 233V232H239ZM244 234V233H243ZM5 235V234H4ZM69 235V234H68ZM226 236H228V235H226ZM238 236V235H237ZM241 236V235H240ZM4 237V236H3ZM70 237V236H69ZM71 239V238H70ZM196 244V243H195ZM200 244V243H199ZM204 244V243H203ZM201 245V244H200ZM205 245V244H204ZM192 246V245H191ZM0 249H2V247H0ZM2 250H4V249H2ZM46 250V249H45ZM46 253V252H45ZM214 254V253H213ZM216 255V254H215ZM64 257H63V255H62V258H60V259H63Z\"/></svg>",
    "mask_w": 264,
    "mask_h": 264
}]
</instances>
